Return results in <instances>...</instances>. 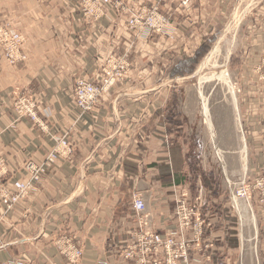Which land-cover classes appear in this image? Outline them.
I'll return each instance as SVG.
<instances>
[{
  "label": "crops",
  "instance_id": "crops-1",
  "mask_svg": "<svg viewBox=\"0 0 264 264\" xmlns=\"http://www.w3.org/2000/svg\"><path fill=\"white\" fill-rule=\"evenodd\" d=\"M76 1L0 0V25L9 23L24 36L27 56L12 66L0 48V157L6 161V186L27 182L25 164L43 163L64 135L74 145L73 155L48 168L13 211L5 212L0 197V264L17 259L71 264L59 252L64 237L82 248L75 264H152L164 253L139 255L138 236L145 230L140 219L146 216L149 227L163 236L173 231L181 192H188L191 204L201 198L198 206L208 224L203 242L190 251L189 264H237L242 241L237 245L241 238L233 228V204L192 181L178 139L183 121L172 110L174 83L190 76L202 49L219 38L226 0H191L188 7L183 0H119L123 10L108 6L97 23L83 18ZM156 6L172 23L170 35L144 38L129 30L134 14ZM261 13L262 20L249 27L235 68L241 150L242 139L246 146L240 152L242 175L249 170L264 175ZM125 56L130 65L126 79L103 93L92 112L83 113L72 99L75 81L101 85L106 61ZM16 92L34 95L39 124L17 116L12 108ZM136 197L146 204L142 214L134 209ZM128 249L139 260L124 259Z\"/></svg>",
  "mask_w": 264,
  "mask_h": 264
},
{
  "label": "rangeland",
  "instance_id": "rangeland-1",
  "mask_svg": "<svg viewBox=\"0 0 264 264\" xmlns=\"http://www.w3.org/2000/svg\"><path fill=\"white\" fill-rule=\"evenodd\" d=\"M221 7V23L218 25L216 36L220 37L230 25L234 28L225 40L234 46L229 61L226 65L222 55L214 66L199 71L214 46L209 48L207 53L202 55L200 62L193 65L195 69L191 75L180 77V81L174 83L176 97L172 110L174 116H179V119L181 117L183 121L184 127L179 131L178 139L185 147L192 181L200 182L198 185H201L204 191H207L209 186L216 192L217 197L228 199L233 204L231 215L236 219L233 228L241 238L238 239L237 245L242 241V255L236 261L237 264H264V206L258 203V191L255 189L257 180L264 179V175H252L250 170L241 174L242 134L231 94V91L236 96L238 94L235 68L239 66L245 40L251 33L249 27L262 20L264 0H226L221 3ZM224 69L229 71V85L216 81L200 84L201 76L220 73ZM199 87H202L203 96L207 105L209 104L216 136L214 141L202 115L203 100L199 95ZM218 151L222 155L220 158ZM246 186L250 189V200L241 198L239 194L247 191ZM240 206L246 212L247 218L243 221ZM238 254L240 255L239 250Z\"/></svg>",
  "mask_w": 264,
  "mask_h": 264
},
{
  "label": "built area",
  "instance_id": "built-area-1",
  "mask_svg": "<svg viewBox=\"0 0 264 264\" xmlns=\"http://www.w3.org/2000/svg\"><path fill=\"white\" fill-rule=\"evenodd\" d=\"M40 3H49L56 0H37ZM77 9L83 15L86 21L97 23L107 15V7L112 6L116 10H123L119 0H77ZM191 0H183L182 5L188 7ZM129 30L135 31L137 36L149 38L155 33L170 35L173 32L172 23L169 18L162 15L159 8L153 7L143 9L134 14L128 21ZM25 45L24 36L13 29L9 23L0 25V48L3 56L9 65L15 66L27 59L23 53ZM127 57H111L106 61L102 70V84L79 78L75 81L71 91L72 99L76 106L83 112H92L97 105L103 93L112 89L117 83L124 81L129 71ZM12 108L19 118H28L34 123L39 124V114L37 111V102L33 94L29 92L13 93ZM74 153V145L70 142L69 135H64L58 141L55 149L49 153L43 163H36L32 160L25 164V171L28 175V181H18L13 184V189L6 186L7 166L6 161L0 157V197L5 212L13 211L15 207L28 196L34 186L38 184L45 175L48 168L52 167L61 157L70 158ZM255 189L258 191V203L264 206V179H258ZM246 192L239 193L241 198L248 197L250 189L246 186ZM197 199V203L189 202L188 192L179 193V198L175 202L174 216L177 220V227L165 236L156 233L149 227L147 217H141L140 221L145 230L138 236V249L142 256L157 254L160 251L164 253V259L154 260L152 264H189L190 251L192 247L200 246L205 237L207 223L203 217ZM134 209L142 214L146 211V204L141 197H136ZM58 246L59 252L69 263H78L83 256L82 248L78 246L73 239L64 237ZM209 247H204L206 250ZM126 260H139V256L128 249L122 253ZM206 258H208L206 256ZM143 262L142 259H140ZM23 259L11 260L2 264H24Z\"/></svg>",
  "mask_w": 264,
  "mask_h": 264
},
{
  "label": "bare ground",
  "instance_id": "bare-ground-1",
  "mask_svg": "<svg viewBox=\"0 0 264 264\" xmlns=\"http://www.w3.org/2000/svg\"><path fill=\"white\" fill-rule=\"evenodd\" d=\"M230 26L226 30H224L223 34L219 37L218 41L216 42V44L214 45L212 50L210 51V53L207 55V57L203 61L199 71L202 72V70H206V69H209L210 67L214 66L216 64V62L218 61V59L222 58V55L224 56L225 61H226V65H227V62L229 61V58L231 56V53H232V50L234 47L233 43H230V42L226 43V41H225L227 36L231 33V31L234 30V28H231ZM224 45L226 47H224ZM223 47H224V49H223ZM206 81L222 82V83H225L226 85H229V71H228V69H224L220 73H213V75L205 76V77L201 76L200 84L202 85L203 82H206ZM199 88H200L199 95H200L201 99L203 100V107L201 105V107L203 108L202 109V112H203L202 115L204 117L205 124L207 125V128L210 131L212 139L214 141L216 136H215V131H214V127L212 124V120L210 117L211 115L209 113V108H208L209 104L207 105L206 98H204V96H203L202 87H199ZM231 94H232V98H233V106L236 109V107H237L236 95L233 91H231ZM201 104H202V102H201ZM242 142H243V145H242V150L240 152L245 153L246 152V146L244 144L243 139H242ZM217 155L219 158L222 157L221 152L219 153V151L217 152ZM244 161H245V159H244ZM239 209H240V213H241L240 214L241 220L243 221L245 218H247L246 212L243 210L242 206H240Z\"/></svg>",
  "mask_w": 264,
  "mask_h": 264
},
{
  "label": "trees",
  "instance_id": "trees-1",
  "mask_svg": "<svg viewBox=\"0 0 264 264\" xmlns=\"http://www.w3.org/2000/svg\"><path fill=\"white\" fill-rule=\"evenodd\" d=\"M215 40H216V38L213 39V40H211L210 43H209V46L212 45V44H214ZM208 49H209V47H204V48L202 49V53H201V54L204 56L205 53H207Z\"/></svg>",
  "mask_w": 264,
  "mask_h": 264
}]
</instances>
